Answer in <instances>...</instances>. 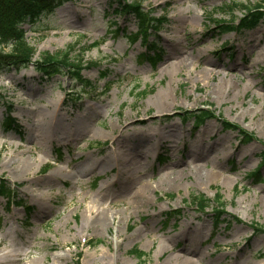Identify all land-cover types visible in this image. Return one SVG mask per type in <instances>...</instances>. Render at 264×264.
Returning a JSON list of instances; mask_svg holds the SVG:
<instances>
[{
	"label": "rangeland",
	"instance_id": "1",
	"mask_svg": "<svg viewBox=\"0 0 264 264\" xmlns=\"http://www.w3.org/2000/svg\"><path fill=\"white\" fill-rule=\"evenodd\" d=\"M260 1L141 0L161 20L148 42H129L136 21L115 15L111 0H69L25 23L33 61L69 49L95 65L83 81L33 65L0 73V181L23 205L0 196V254L26 264H264V164L249 177L264 150V20L238 34L217 27ZM158 93L167 103L159 114ZM3 103L17 131L3 130ZM199 111L212 117L194 127ZM57 112L70 136L40 134ZM192 153L202 156L191 163ZM216 194L219 224L190 203ZM89 208L115 220L90 227Z\"/></svg>",
	"mask_w": 264,
	"mask_h": 264
},
{
	"label": "trees",
	"instance_id": "2",
	"mask_svg": "<svg viewBox=\"0 0 264 264\" xmlns=\"http://www.w3.org/2000/svg\"><path fill=\"white\" fill-rule=\"evenodd\" d=\"M69 0H0V73L6 70H19L28 65H33L35 71L41 76L51 78L57 74L71 73L74 80L83 81L82 71L89 68L95 63H84L82 55L76 58L71 56V50L67 49L64 52L57 54L44 53L40 55L39 59L33 61L35 50L32 48L26 38L23 25L25 23H33L45 15L52 14L57 6ZM127 0H111V5L116 4L113 9L115 15L121 17L131 16L136 21V32L129 39L133 43L138 38L147 41L149 31L158 30L161 25V20L151 17L141 9V0H134L129 3ZM244 15L237 21L232 17L229 22L217 23L220 33H241L246 30L255 28L259 22L264 20V0L254 7H243ZM217 22V21H216ZM151 43L147 45L150 46ZM94 46V45H93ZM156 49L155 47L152 48ZM140 96L146 94V91L138 93ZM5 107V118L2 122L4 131H17V124L13 117L12 105L3 103ZM184 114H189L184 112ZM193 116V126H200L206 119L212 117V114H207L203 111L197 112ZM222 127L226 129H234L228 122H223ZM252 137L243 136L242 141L248 142ZM264 164V150L260 155L259 166L249 175L250 178H256L259 175V168ZM0 196L5 199L7 203L14 201L16 196L11 187L6 182L0 181ZM221 197L216 194L213 202L203 195L193 196L190 203L196 208L204 212L206 208L210 207L216 224H219L222 216L223 203L220 201ZM214 204L215 206H212ZM16 206H23L16 202ZM8 209V208H7ZM225 222V221H223ZM227 222V221H226ZM228 223V222H227ZM256 230H259L256 228ZM132 254L138 259L144 256V253L138 250L132 251Z\"/></svg>",
	"mask_w": 264,
	"mask_h": 264
},
{
	"label": "bare ground",
	"instance_id": "3",
	"mask_svg": "<svg viewBox=\"0 0 264 264\" xmlns=\"http://www.w3.org/2000/svg\"><path fill=\"white\" fill-rule=\"evenodd\" d=\"M173 64H176L177 66L181 67L182 65H184V62L182 60V61H179V62H176V63L174 62ZM165 97H166V94H164V93H160L159 94L158 93L156 95V98L152 101V104H154L157 107V113L158 114L159 113H164L165 111H167V109H166L167 108V103L165 101ZM165 128H167L170 131H173V129H174V128H171V126H166ZM60 129H62V131ZM84 130H85V127H83L81 130H79V132L81 133V131H84ZM39 132H40V134H43V136H44V133H45L46 137L53 136V135H58L59 133H62L64 135H66V136H70L69 134H71L70 127L68 125H61V118L59 116V112H57V115L54 114L50 118V123L48 124V126L40 127L39 128ZM141 141H143V140H141ZM223 142H222V144H223ZM210 148H211V146L207 150H209ZM122 154L124 156H127L125 153H122ZM201 156L202 155L197 154V153L189 154V161L191 163L192 162H196L198 159H200ZM29 162H30L29 160H25L23 165L25 167H29ZM85 167L88 168L87 166H85ZM85 167H83V168H85ZM101 167L103 168V165ZM83 168L81 167V168L77 169L75 171V176L77 174H81V172L84 170ZM198 168H197V166H195V167H193L191 169V171H198L199 170ZM55 172L57 173V170ZM215 175H219V173L216 172ZM53 178H55V174L50 176V179H53ZM128 178H125V180L127 181ZM140 188L141 189H140V191L138 193V198L140 200L141 199L142 200L146 199L145 196L147 195L146 192L149 190V186L146 185V184H143V185H141ZM87 211H88L89 215H91L88 218L90 227H100V226L107 227L109 221L115 220V217L110 216L104 210L99 211V210H94L93 208H89ZM135 235L139 236V231L136 232ZM185 253L191 254V255L197 254V252L194 249H190V248H188ZM101 254H102V256L105 255L104 252L101 253ZM20 256H21L20 253L14 255V256H10L7 253H2V254H0V264H26V262L23 261V259ZM199 260L202 261L203 258L199 257ZM185 264H194V262L186 260ZM231 264H237V262L234 260L233 263H231Z\"/></svg>",
	"mask_w": 264,
	"mask_h": 264
}]
</instances>
